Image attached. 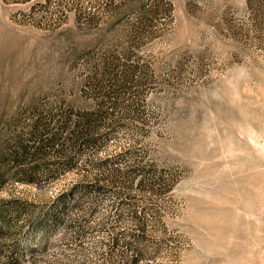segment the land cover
Segmentation results:
<instances>
[{
  "label": "rangeland",
  "instance_id": "1",
  "mask_svg": "<svg viewBox=\"0 0 264 264\" xmlns=\"http://www.w3.org/2000/svg\"><path fill=\"white\" fill-rule=\"evenodd\" d=\"M0 264H264V0H0Z\"/></svg>",
  "mask_w": 264,
  "mask_h": 264
}]
</instances>
